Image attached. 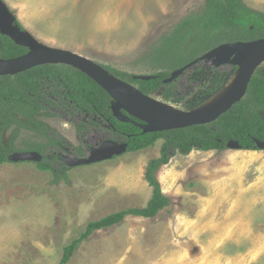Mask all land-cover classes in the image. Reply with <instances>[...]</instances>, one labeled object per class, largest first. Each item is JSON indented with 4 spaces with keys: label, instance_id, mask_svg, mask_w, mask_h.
<instances>
[{
    "label": "rangeland",
    "instance_id": "rangeland-1",
    "mask_svg": "<svg viewBox=\"0 0 264 264\" xmlns=\"http://www.w3.org/2000/svg\"><path fill=\"white\" fill-rule=\"evenodd\" d=\"M4 2L15 16V24L40 42L133 75L160 71L150 60L152 48L175 25L188 15L200 12L205 4V0ZM243 2L264 12V0ZM165 46L178 44L168 42ZM166 60L174 63L172 59ZM215 66L214 59L202 60L179 78L178 85L186 94L178 109L204 98L209 87L226 81L225 73L214 81ZM257 71L264 74V61L257 66ZM114 107L117 115L123 116L121 106ZM76 116V120L84 119L82 114ZM38 119L67 143L62 142L55 150L61 156L55 166L65 163L61 159L65 156H80L75 149L87 156L91 148L104 140L125 142L122 136L106 127L92 126L79 132L66 117L40 115ZM3 138L9 144L11 129ZM45 140L35 131L21 130L13 146L21 149L24 143ZM162 143L160 138L147 148L69 167L67 180L58 182L50 170L39 169L34 161H7L10 165L27 164L19 172L16 168L14 173L0 168V193L4 191L2 188L13 184L17 193L30 197L15 200L13 216L18 212L37 218L38 212L28 202L35 196L36 200L46 198L52 203L54 218L51 224L49 221L38 226L33 238L22 241L12 257L0 264H58L63 248L80 235L89 221L145 206L152 192L144 178L145 168L150 159L160 155ZM199 151L184 155L172 149L168 162L156 170L162 191L171 196L167 208L152 218L127 215L109 228L94 231L78 244L67 264H240L236 262L238 252L244 257V264H264V179H260L264 176V168L260 167L264 156L250 155L264 154V150L227 147L221 151ZM25 178L35 180L28 182ZM19 180L21 185L17 186ZM255 180L261 193H252ZM244 189L250 193H237ZM250 198L255 201L254 208L248 204ZM238 228L242 231L240 245L236 242Z\"/></svg>",
    "mask_w": 264,
    "mask_h": 264
},
{
    "label": "trees",
    "instance_id": "trees-1",
    "mask_svg": "<svg viewBox=\"0 0 264 264\" xmlns=\"http://www.w3.org/2000/svg\"><path fill=\"white\" fill-rule=\"evenodd\" d=\"M261 37H264V12L247 6L243 0H205L200 12L185 17L152 48L150 60L156 68H161L151 74L155 77L143 80L133 74L104 67L121 79L137 84L144 94L177 107L186 94L181 91L178 81L189 68L173 81L165 82L171 71L221 43ZM168 42L178 46H165ZM29 50L0 32V59L17 57ZM166 59H172L174 63H167ZM226 65L214 67L217 71L214 81L224 73L228 79L238 68L237 65ZM225 82L212 85L207 89L204 98L184 104L182 110L188 111L203 104L218 92ZM191 88L192 86L188 87V92ZM113 102L114 98L90 76L63 63L42 64L14 75L0 76V163L9 161L8 156L14 151L34 150L42 155V159L36 162L39 169L50 170L55 182L67 180L66 171L69 166L65 163H59L58 166L54 164L61 157L55 150L67 143L59 134L54 135L55 131L45 122L38 119L40 115L66 117L74 123L79 132L92 126L106 127L127 141V151L147 148L156 140L163 139L160 155L150 159L145 168L144 178L152 187L151 197L146 205L89 221L80 235L63 248L58 264H67L78 244L94 231L109 228L121 222L127 215L155 217L171 204V197L162 191L155 174L156 170L170 159V150L174 149L184 155L192 149L221 151L227 148L229 140H237L241 149L258 150L255 139L264 140V74L257 71V68L243 98L207 124L143 132L134 123L120 120L113 112ZM120 110L128 116L124 109ZM77 114H82L84 119H74ZM9 129L10 142L5 144L3 137ZM21 130L35 131L46 140L34 144L24 143V148L17 149L13 145ZM75 151H78V155H83L80 149Z\"/></svg>",
    "mask_w": 264,
    "mask_h": 264
},
{
    "label": "water",
    "instance_id": "water-1",
    "mask_svg": "<svg viewBox=\"0 0 264 264\" xmlns=\"http://www.w3.org/2000/svg\"><path fill=\"white\" fill-rule=\"evenodd\" d=\"M0 32L9 36L15 43L26 46L30 49L23 55L8 59H0V76L14 75L32 67L48 63H63L71 65L90 76L114 98L112 109L114 114L120 120L134 123L141 128L143 132H157L185 128L193 125L207 124L216 120L222 113L229 110L236 102L243 98L247 91L251 76L255 72L257 66L264 61L262 60L264 57V37L247 41L239 40L224 42L209 49L182 67L171 71L170 76L164 81H173L186 69L195 65L197 62L206 59H214L216 66L230 63L238 66V68L234 71L241 68V77L235 89L222 103L213 109L196 110L198 107L203 105L205 103L204 102L198 107L188 111L179 109L177 115L159 118L150 115L144 108V106L148 104V100L151 98L150 95L144 94L134 84L114 75L101 64L86 56L70 50L52 47L40 42L29 31L15 24V16L4 0H0ZM135 77L143 80H149L155 77V75L143 74L135 75ZM219 91L220 90H218V92ZM116 96L123 99L124 105H116ZM114 106H121L120 109H124L128 116L122 114L123 116L120 117L117 115ZM131 117L138 119L141 122H137ZM255 142L258 149L264 150V140L255 139ZM227 147L232 149H241L237 140H229ZM126 151V142L107 139L99 146L91 148L87 156H65L63 160L67 166L77 167L80 165H89L109 160L114 156L124 154ZM41 159L42 155L34 150L14 151L8 156V160L14 162H38Z\"/></svg>",
    "mask_w": 264,
    "mask_h": 264
},
{
    "label": "crops",
    "instance_id": "crops-1",
    "mask_svg": "<svg viewBox=\"0 0 264 264\" xmlns=\"http://www.w3.org/2000/svg\"><path fill=\"white\" fill-rule=\"evenodd\" d=\"M251 151V150H249ZM200 152V151H199ZM2 165H0L4 171H10V173H14L18 168L19 170L17 172H19L21 169V167H25L27 166V164L22 163V166L19 165H10L9 163H0ZM36 165V164H35ZM17 168V169H16ZM16 172V174H17ZM41 172L42 171H39ZM2 173V172H1ZM35 175V174H32ZM17 176L19 177V173L17 174ZM25 181L27 180L28 182H32V180L35 179H24ZM21 180H19L18 185H21ZM37 182V180H36ZM256 186V187H255ZM16 186H14L13 184L8 185L7 188H2L4 189V191H2L0 193V262L3 261H7L8 259H10V257H12L14 249L17 248L19 246V244L24 241L25 239L31 237L33 238V235L35 233V231L37 230L38 226L41 225H46V222H49L50 224L52 223L51 221L54 218V212H53V205L52 203L45 199H40L41 197H39L40 200H36L35 196L33 198H31L30 201H28L30 203V205L32 206L31 208H33L34 212H38V216L37 218L32 216V218H30L28 215H21L20 213L17 212L16 216H13L12 212H14L13 210H15L14 204H15V200H24L25 198H30L29 196H24L23 193H17L14 188ZM12 188L14 191H9V189ZM252 188L255 190L252 193H261V189L260 186L257 185V181L255 180L254 182H252ZM262 188V187H261ZM29 189V188H28ZM8 191L10 193H8ZM6 192V194H5ZM36 193V192H35ZM46 193V192H45ZM237 193H250L249 191L244 189V192H240L239 190H237ZM166 195H168L169 197L170 194L165 193ZM151 197V194L149 196V198ZM149 198L147 199V201L149 200ZM195 200H197L196 197H194ZM250 201L248 202L249 206L254 208L255 206V201L253 200V198L249 199ZM27 201V200H26ZM147 203V202H146ZM244 204H242L243 207ZM143 207V206H142ZM8 208V209H7ZM38 208V209H35ZM12 209V210H10ZM4 210V212H3ZM40 210V211H39ZM18 211H21L20 209H18ZM31 211V210H30ZM4 214V215H3ZM111 214V213H109ZM107 214V215H109ZM105 215V216H107ZM103 216V217H105ZM101 217V218H103ZM141 217V216H140ZM99 218V219H101ZM96 219V220H99ZM94 221V220H92ZM43 225V226H44ZM241 229L238 228V231H236V242L238 245H240L239 243L242 242L241 237ZM234 242V241H233ZM239 251V248H238ZM236 262L240 263V264H244L245 259L244 257H242V255L238 252L236 254Z\"/></svg>",
    "mask_w": 264,
    "mask_h": 264
},
{
    "label": "bare ground",
    "instance_id": "bare-ground-1",
    "mask_svg": "<svg viewBox=\"0 0 264 264\" xmlns=\"http://www.w3.org/2000/svg\"><path fill=\"white\" fill-rule=\"evenodd\" d=\"M264 60V57L262 58ZM242 70L239 68L234 71L231 76L227 79L224 86L216 93L212 98H209L203 105L198 107L196 110L213 109L222 103L235 89L238 81L240 80ZM116 105H124V101L121 97L116 96ZM143 108V107H142ZM144 108L154 117L164 118L177 115L179 109L170 103H165L157 98L151 96L148 100V104Z\"/></svg>",
    "mask_w": 264,
    "mask_h": 264
},
{
    "label": "clouds",
    "instance_id": "clouds-1",
    "mask_svg": "<svg viewBox=\"0 0 264 264\" xmlns=\"http://www.w3.org/2000/svg\"><path fill=\"white\" fill-rule=\"evenodd\" d=\"M199 150L198 149H192V152L193 153H196L198 152ZM250 155L253 157V158H259L260 156H264V154H257V153H250ZM261 168H264V161H262L261 165H260ZM259 171V169H257ZM260 179H264V176H262ZM181 259H183V256L181 257Z\"/></svg>",
    "mask_w": 264,
    "mask_h": 264
},
{
    "label": "flooded vegetation",
    "instance_id": "flooded-vegetation-1",
    "mask_svg": "<svg viewBox=\"0 0 264 264\" xmlns=\"http://www.w3.org/2000/svg\"><path fill=\"white\" fill-rule=\"evenodd\" d=\"M103 66V65H102ZM104 67V66H103ZM160 100V99H159ZM161 101V100H160ZM141 122V121H140ZM112 140H114V139H112ZM115 141H119V142H121L120 140H115ZM126 143H127V141H125ZM127 147H128V143H127ZM64 158V157H63ZM63 158H61V159H63Z\"/></svg>",
    "mask_w": 264,
    "mask_h": 264
}]
</instances>
